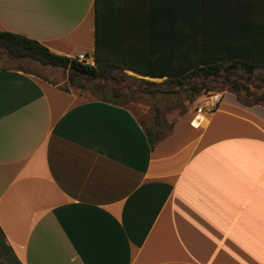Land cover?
<instances>
[{"label":"crops","instance_id":"obj_1","mask_svg":"<svg viewBox=\"0 0 264 264\" xmlns=\"http://www.w3.org/2000/svg\"><path fill=\"white\" fill-rule=\"evenodd\" d=\"M182 8L264 38V0H0V30L94 58L99 22L135 55ZM220 95L152 143L128 107L0 64V226L20 262L264 264V106Z\"/></svg>","mask_w":264,"mask_h":264},{"label":"trees","instance_id":"obj_2","mask_svg":"<svg viewBox=\"0 0 264 264\" xmlns=\"http://www.w3.org/2000/svg\"><path fill=\"white\" fill-rule=\"evenodd\" d=\"M174 11L176 17V9ZM190 11L182 8L179 24L175 23L173 28L170 26L164 30L162 38L151 37L153 31H150V38L143 44V54H114L106 49L98 22L95 65L83 63L77 57L55 53L38 40L6 30H0V57L6 55L24 61H36L44 66L69 69L70 86L79 89L85 87L84 80L109 79L114 70L122 72L124 77L125 69H131L148 76L167 77V82L184 84L188 80H206L218 77L223 72L235 73L239 70L251 76L259 68H264V38H239L231 17L223 25L222 34L220 27L204 22L196 25L191 21ZM132 40L130 47L132 44L134 47L139 45L140 42L136 41L134 45ZM141 81L156 84L145 79ZM191 89L194 94L202 92L208 94L207 97L217 94L212 89L202 88L197 82L192 83ZM261 101H264V96L258 97L254 103H244L253 105ZM148 133L154 143L155 134L151 130ZM4 256L8 264H22L0 226V257Z\"/></svg>","mask_w":264,"mask_h":264},{"label":"rangeland","instance_id":"obj_3","mask_svg":"<svg viewBox=\"0 0 264 264\" xmlns=\"http://www.w3.org/2000/svg\"><path fill=\"white\" fill-rule=\"evenodd\" d=\"M0 64L16 65L53 82L63 83L64 87H72L69 83V69L44 66L36 61H24L6 55L0 58ZM112 73L109 79L84 80L85 87L81 90L90 97L108 99L128 107L156 137L169 134L181 118L192 120L197 112L201 110L205 114V110L212 106L210 96H206L208 94L192 92L191 85L194 82L217 94L231 92L240 101L254 103L258 97L264 96V68H259L251 76L239 70L235 73L223 72L218 77L206 80H188L184 84L167 82V77L140 76L128 69L124 71L125 77L119 70ZM141 79L156 84L142 82ZM220 105L222 106L221 103ZM260 105L264 106V101ZM224 120L225 117L218 118L214 126L227 123ZM7 262L5 256L0 257V264H8Z\"/></svg>","mask_w":264,"mask_h":264},{"label":"built area","instance_id":"obj_4","mask_svg":"<svg viewBox=\"0 0 264 264\" xmlns=\"http://www.w3.org/2000/svg\"><path fill=\"white\" fill-rule=\"evenodd\" d=\"M78 60L89 64V65H95V59L93 57H90L88 54L86 53H80L77 56ZM209 102L212 104L211 108L216 107L220 102H221V95L220 94H214L210 97Z\"/></svg>","mask_w":264,"mask_h":264},{"label":"water","instance_id":"obj_5","mask_svg":"<svg viewBox=\"0 0 264 264\" xmlns=\"http://www.w3.org/2000/svg\"><path fill=\"white\" fill-rule=\"evenodd\" d=\"M129 71H132V72H134V73H136L137 75H140V76H147V75H144V74H141V73H138V72H136V71H134V70H131V69H128ZM149 77H153V76H149ZM154 78V77H153ZM161 78V77H160Z\"/></svg>","mask_w":264,"mask_h":264}]
</instances>
